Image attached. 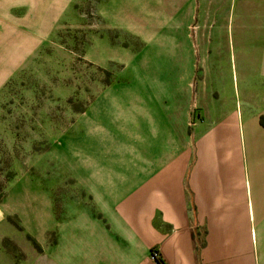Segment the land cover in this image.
I'll use <instances>...</instances> for the list:
<instances>
[{"label":"crops","instance_id":"0c3cea01","mask_svg":"<svg viewBox=\"0 0 264 264\" xmlns=\"http://www.w3.org/2000/svg\"><path fill=\"white\" fill-rule=\"evenodd\" d=\"M49 4L0 0L3 59L17 65L41 38L38 16ZM199 7L181 0L168 9L172 19L138 58L132 88L96 105L105 114L92 116L84 152L68 169L83 200L35 264H264V104L239 117L231 94L203 86L194 38L205 28H189ZM153 43L165 49L155 59Z\"/></svg>","mask_w":264,"mask_h":264},{"label":"rangeland","instance_id":"374dc122","mask_svg":"<svg viewBox=\"0 0 264 264\" xmlns=\"http://www.w3.org/2000/svg\"><path fill=\"white\" fill-rule=\"evenodd\" d=\"M50 1L38 16L45 32L32 38L17 65L2 58L0 43V76L14 67L0 86V264H35L52 247L69 207L83 200L68 169L84 152L92 116L105 114L96 105L132 88L138 58L165 33L168 9L181 0H59L54 15L57 0ZM190 3L200 7L189 28H205L198 38L206 43L199 46L197 33L194 38L203 86L231 94V103L222 97L239 117L248 107L258 109L264 104V0ZM30 20L38 30L40 23ZM153 45L155 59L165 49Z\"/></svg>","mask_w":264,"mask_h":264},{"label":"built area","instance_id":"2783aa9c","mask_svg":"<svg viewBox=\"0 0 264 264\" xmlns=\"http://www.w3.org/2000/svg\"><path fill=\"white\" fill-rule=\"evenodd\" d=\"M151 255H152L153 258H157L158 257V253H156V251H154V250L152 251Z\"/></svg>","mask_w":264,"mask_h":264},{"label":"trees","instance_id":"16d2710c","mask_svg":"<svg viewBox=\"0 0 264 264\" xmlns=\"http://www.w3.org/2000/svg\"><path fill=\"white\" fill-rule=\"evenodd\" d=\"M153 251V250H152Z\"/></svg>","mask_w":264,"mask_h":264}]
</instances>
